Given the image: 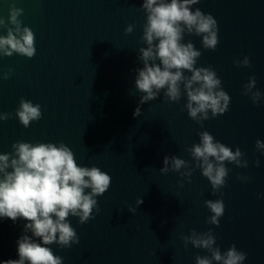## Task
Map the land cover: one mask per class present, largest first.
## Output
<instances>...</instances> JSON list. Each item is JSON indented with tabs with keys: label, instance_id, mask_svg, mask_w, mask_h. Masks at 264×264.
Wrapping results in <instances>:
<instances>
[{
	"label": "water",
	"instance_id": "water-1",
	"mask_svg": "<svg viewBox=\"0 0 264 264\" xmlns=\"http://www.w3.org/2000/svg\"><path fill=\"white\" fill-rule=\"evenodd\" d=\"M141 2L0 0V18L8 27L9 8L23 10L18 20L33 31L36 49L32 58L0 55V77L11 69L7 79L0 78V113L11 114L0 121V154L11 152L18 141L62 142L78 165L111 176L109 189L96 198L100 210L93 219L81 225L68 218L79 243L67 249L49 246L63 264H195L197 255L209 253L191 244L185 248L181 236L192 229H211L222 253L234 244L246 253L243 264H264V154L255 148L257 139L264 143V0H199L191 6L217 21L219 43L213 51L196 35L186 34L182 42L193 43L201 52L196 67L211 66L230 96L227 111L202 121L203 127L181 110L183 94L179 102L166 103L161 92L138 105L135 70L142 67L138 49L145 46ZM129 24L133 31L125 34ZM245 56L250 67L233 63ZM249 77L261 92L257 104L241 94ZM21 98L42 111L27 128L15 116ZM138 106L141 115L134 118ZM201 131L233 151L239 147L248 161L246 168L225 163L226 186L216 194L198 168L191 183L179 173L159 171L165 156L192 166L185 149L199 143ZM237 174L249 180L242 182ZM209 199L223 200L219 226L206 223ZM25 223L0 218V262L18 259L17 240L31 235L23 232Z\"/></svg>",
	"mask_w": 264,
	"mask_h": 264
},
{
	"label": "clouds",
	"instance_id": "clouds-1",
	"mask_svg": "<svg viewBox=\"0 0 264 264\" xmlns=\"http://www.w3.org/2000/svg\"><path fill=\"white\" fill-rule=\"evenodd\" d=\"M199 0H142L140 9L145 13L141 41L145 45L138 49V60L142 67L136 69L134 87L139 93L138 105L146 104L163 93L166 103L179 102L182 94L186 97L182 111L186 109L190 119L198 124L224 114L230 103V96L222 89L221 80L209 67H196L201 56L192 42L184 43V36L201 37L204 49L215 50L219 43L217 21L199 8L192 10ZM23 10L9 8L8 27L0 18V28H6V35H0V55L13 53L32 58L35 55V36L29 27H21L18 17ZM134 25L125 27V34L132 33ZM236 66L250 67L249 58L235 60ZM4 73L2 79H7ZM185 73H189L186 75ZM182 86V87H181ZM256 87L255 77H249L243 86L242 95L248 96L253 104L261 99ZM209 113L211 115H209ZM141 115L138 106L133 116ZM21 125L29 127L30 122L42 117L41 106L23 98L15 110ZM11 118L10 113H0V121ZM201 127L203 125L201 124ZM199 143L185 150L190 154L192 166L175 155L165 156L161 174L169 171L179 173L187 182L195 168L207 178L212 193L216 194L226 186L230 169L225 163L239 168L248 167L244 153L239 147H230L215 140L208 131L198 133ZM12 151L0 154V218H8L14 223L18 219L26 221L24 233L17 240L18 259H9L0 264H63V258L54 255L49 247L52 244L62 249L79 243L76 230L69 217L77 218L81 225L93 219V212H99L97 197L103 195L111 185V176L98 167H85L76 163L74 154L64 143H29L18 141L11 145ZM255 148L264 154V143L255 141ZM258 167L259 160L253 162ZM184 169V171H181ZM242 182L249 177L237 174ZM182 187L183 184L179 183ZM222 195V193H221ZM136 200V205L142 203ZM204 205L211 215L206 223L219 226L224 215L222 199L205 200ZM129 212L135 209L129 208ZM185 248L206 250L209 255L195 257V264H243L246 253L231 245L221 252L214 246L216 238L211 229L198 233L195 229L190 235L181 236Z\"/></svg>",
	"mask_w": 264,
	"mask_h": 264
}]
</instances>
